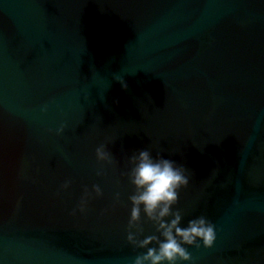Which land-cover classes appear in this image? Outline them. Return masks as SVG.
<instances>
[{"label":"water","instance_id":"1","mask_svg":"<svg viewBox=\"0 0 264 264\" xmlns=\"http://www.w3.org/2000/svg\"><path fill=\"white\" fill-rule=\"evenodd\" d=\"M141 149L216 225L180 264H264V0H0V264H134Z\"/></svg>","mask_w":264,"mask_h":264},{"label":"clouds","instance_id":"2","mask_svg":"<svg viewBox=\"0 0 264 264\" xmlns=\"http://www.w3.org/2000/svg\"><path fill=\"white\" fill-rule=\"evenodd\" d=\"M115 80L127 90L128 84L124 78L116 77ZM43 110L47 111V107ZM65 127L66 125L62 124L56 129L57 135L63 134ZM96 157L100 162L115 163L113 155L106 150L105 144L96 149ZM129 164L132 167L126 175L135 191L129 196L132 207L127 240L135 248L146 249V252L135 257L134 264L191 262L193 257L185 246H194L197 249L203 246L211 249L217 240L216 225L206 217L200 216L188 220L187 226L181 227L182 213L180 210L173 211V206L178 203L179 191L189 185V177L185 174L187 169L162 155L158 154L154 158L147 149H141L137 154L132 155ZM70 185L71 181H66L62 187L67 189ZM93 189L96 196L103 195L98 185H94ZM91 195V192L85 188L84 196L78 206L79 211L86 210ZM142 212L147 221L155 226L158 235L144 236ZM141 236L144 238L141 239ZM150 245L154 246L150 247Z\"/></svg>","mask_w":264,"mask_h":264}]
</instances>
